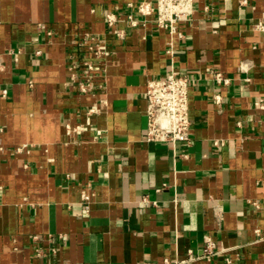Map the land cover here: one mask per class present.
Returning a JSON list of instances; mask_svg holds the SVG:
<instances>
[{
  "label": "crops",
  "instance_id": "obj_1",
  "mask_svg": "<svg viewBox=\"0 0 264 264\" xmlns=\"http://www.w3.org/2000/svg\"><path fill=\"white\" fill-rule=\"evenodd\" d=\"M140 1L0 0V264H264V0H193L180 35ZM87 35L110 54L81 92ZM169 73L188 144L144 139Z\"/></svg>",
  "mask_w": 264,
  "mask_h": 264
},
{
  "label": "built area",
  "instance_id": "obj_2",
  "mask_svg": "<svg viewBox=\"0 0 264 264\" xmlns=\"http://www.w3.org/2000/svg\"><path fill=\"white\" fill-rule=\"evenodd\" d=\"M136 9L142 15H153L159 27L180 35L177 25L190 18L193 12V0H143L137 3ZM127 19L132 25L136 24L132 14H127ZM115 21L116 17L113 13L106 15L109 26H113ZM255 27L262 29L263 25L256 23ZM114 32L121 37L120 30L114 29ZM83 44L91 55L88 58L83 57L73 65L79 71L73 74V78L79 90L86 92L92 88L91 79L95 77L92 74L95 67L110 54V50L104 41L91 35L83 38ZM213 78L217 83L229 82V79L218 71L213 72ZM190 85L189 77L173 73L147 81L144 93L146 101L144 139L146 141H177L185 144L190 142L191 120L188 109ZM203 253L207 258L214 253L210 242L204 246ZM188 262L189 259H176L166 261V264H187Z\"/></svg>",
  "mask_w": 264,
  "mask_h": 264
}]
</instances>
